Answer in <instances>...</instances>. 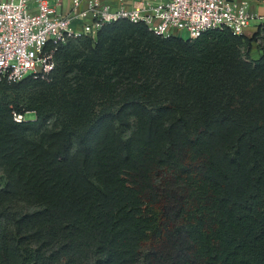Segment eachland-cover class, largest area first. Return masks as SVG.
Listing matches in <instances>:
<instances>
[{
  "label": "trees",
  "instance_id": "trees-1",
  "mask_svg": "<svg viewBox=\"0 0 264 264\" xmlns=\"http://www.w3.org/2000/svg\"><path fill=\"white\" fill-rule=\"evenodd\" d=\"M54 60L0 81V264H264L263 24L119 21Z\"/></svg>",
  "mask_w": 264,
  "mask_h": 264
},
{
  "label": "built area",
  "instance_id": "built-area-1",
  "mask_svg": "<svg viewBox=\"0 0 264 264\" xmlns=\"http://www.w3.org/2000/svg\"><path fill=\"white\" fill-rule=\"evenodd\" d=\"M116 2L71 0L68 10L60 12L47 0H0V81L48 79L60 45L82 37L95 39L114 22L142 23L165 38L195 39L211 29L242 35L252 18L244 1L134 0L132 6ZM27 113L12 110V119L21 123Z\"/></svg>",
  "mask_w": 264,
  "mask_h": 264
},
{
  "label": "crops",
  "instance_id": "crops-1",
  "mask_svg": "<svg viewBox=\"0 0 264 264\" xmlns=\"http://www.w3.org/2000/svg\"><path fill=\"white\" fill-rule=\"evenodd\" d=\"M49 4L56 7V9L60 12H66L70 6L71 0H47ZM59 1V2H58ZM105 2L111 3L115 5L117 0H103ZM126 3V6H132L134 3V0H124ZM236 2L244 1L247 3V10L249 11L250 15L252 16L249 25L245 28L243 35L251 36L256 30L258 25H260L263 22V19H260L261 17L264 18V0H233ZM256 47V44H253ZM252 50L251 48L250 55L253 59H256L259 56L257 47L256 51L258 56L255 58L252 56Z\"/></svg>",
  "mask_w": 264,
  "mask_h": 264
},
{
  "label": "rangeland",
  "instance_id": "rangeland-1",
  "mask_svg": "<svg viewBox=\"0 0 264 264\" xmlns=\"http://www.w3.org/2000/svg\"><path fill=\"white\" fill-rule=\"evenodd\" d=\"M252 47H253L252 56L256 58L258 56L257 51H256V47L254 45H252ZM7 92L11 93V89L8 90ZM25 117H26V120H31V119H34L35 115H34V113L28 112ZM1 179H2V173L0 171V182H1Z\"/></svg>",
  "mask_w": 264,
  "mask_h": 264
}]
</instances>
